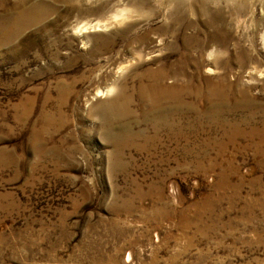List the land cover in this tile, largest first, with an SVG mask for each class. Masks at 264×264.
Segmentation results:
<instances>
[{"label":"rangeland","instance_id":"obj_1","mask_svg":"<svg viewBox=\"0 0 264 264\" xmlns=\"http://www.w3.org/2000/svg\"><path fill=\"white\" fill-rule=\"evenodd\" d=\"M33 3L0 38V264H264V145L212 143L264 126V0L0 13ZM159 70L180 91L141 102Z\"/></svg>","mask_w":264,"mask_h":264},{"label":"bare ground","instance_id":"obj_2","mask_svg":"<svg viewBox=\"0 0 264 264\" xmlns=\"http://www.w3.org/2000/svg\"><path fill=\"white\" fill-rule=\"evenodd\" d=\"M41 6L40 4H30L29 7L23 5L21 9H19L18 12L10 11H3L0 13V38L3 37H11V36H17L22 31L30 27L32 24H35L38 22L40 17H42L41 13ZM46 10V9H45ZM17 11V10H15ZM44 11V9H43ZM50 12V11H48ZM125 15L124 12L118 11L115 15L116 22L118 21L120 24L124 21ZM117 22V23H118ZM85 28V27H84ZM87 28V27H86ZM99 28H106L105 25L100 26L99 23L95 26L91 27V29H99ZM264 39V38H263ZM142 78H144V82L141 83L138 88V98L141 102H145L147 99V96H150L154 99L162 98L165 96H168L169 93H176L179 92L180 89L178 88H168L164 85V81L166 80L165 73L161 70L159 71H148L143 74ZM114 91V88H110L106 91V95L111 94ZM102 92H98L96 97L99 98L102 94ZM105 95V97H106ZM104 96V95H102ZM145 107V106H144ZM157 109V108H154ZM168 113V112H165ZM220 113L214 112V119H220L221 117L218 116ZM202 123V122H201ZM204 123V122H203ZM220 124V123H219ZM218 124V125H219ZM224 124V123H221ZM160 125L168 130V119H164ZM202 125V124H201ZM224 127V126H222ZM232 127V126H231ZM241 127H243L246 130V133L244 134V131L241 130ZM248 128V133L247 129ZM234 131V134L232 136H228L227 138H222L219 141H212V143H219L221 145L226 144L227 142H230L229 144H233V142H236L240 138H248L250 142L254 140L255 138L258 139L260 147L261 145H264V126L261 128H254L252 127L251 123L249 121H242L239 126H233L231 128ZM152 134H156V131H152ZM230 133V132H229ZM230 135V134H229ZM155 136V135H154ZM128 139H131L132 143H134V139L130 136H128ZM143 145L145 148H154V140L147 139V137L142 138ZM209 143H211L209 141ZM216 145V144H215ZM220 145V147H221ZM218 146V145H217ZM225 146V145H224ZM156 192L158 198H161V191L160 190H153V192ZM151 192V191H150ZM140 194V192H139ZM143 196V195H142Z\"/></svg>","mask_w":264,"mask_h":264}]
</instances>
